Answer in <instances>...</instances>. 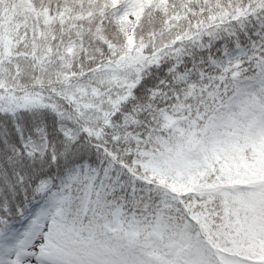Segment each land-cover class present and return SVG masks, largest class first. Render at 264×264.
I'll list each match as a JSON object with an SVG mask.
<instances>
[{"label": "snow or ice", "instance_id": "6c2138e0", "mask_svg": "<svg viewBox=\"0 0 264 264\" xmlns=\"http://www.w3.org/2000/svg\"><path fill=\"white\" fill-rule=\"evenodd\" d=\"M0 264H264V0H0Z\"/></svg>", "mask_w": 264, "mask_h": 264}]
</instances>
